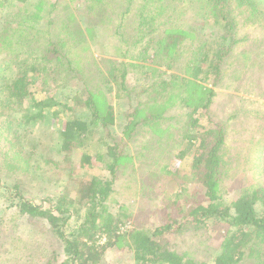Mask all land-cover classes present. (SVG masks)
I'll return each mask as SVG.
<instances>
[{"label": "trees", "instance_id": "16d2710c", "mask_svg": "<svg viewBox=\"0 0 264 264\" xmlns=\"http://www.w3.org/2000/svg\"><path fill=\"white\" fill-rule=\"evenodd\" d=\"M1 1V6L11 3L18 8L19 5L30 8L24 11L22 21L12 28L16 30L12 35L17 37L18 49H21L18 56L8 59V71L5 74L0 72V114L15 117V121L12 119L14 131L18 123L30 122L31 127L37 122L45 125L43 110L50 104L32 98L33 85L38 81L43 83L40 73L47 77L49 71L55 73L65 67L75 74L77 68L68 50L74 47L89 50V41L83 38L81 29L88 34L87 37L94 38L95 23L103 24L107 3L113 0H85L88 4L85 15L76 19L73 14H66L70 25L60 23L61 30L55 36L48 34V28L55 26L52 16L56 2ZM176 2L126 0L122 11L116 14L112 33L120 44H115L114 50L121 51L120 56L126 60H107L105 88L108 92L114 89L115 94L133 102L121 133L118 135L108 130L114 122V113L106 98L104 100L89 91L84 101L74 97L73 102L85 110L61 124L56 143L27 141L25 145L29 147H23L32 161L28 163L30 168L43 170L49 166L63 171L66 190L41 201L26 197L18 182L6 183V189L2 190L7 198L17 203L22 215L37 220L58 241L62 256L59 264H101L106 249L124 238L129 241L135 264H207L175 250L171 237L183 231L205 230L208 224L225 226L213 264H248L253 259V264H264V158L261 169L259 167L256 171L260 181L246 186L234 201L226 200L221 186L220 156L225 144V127L209 115L222 65L237 43L232 9H246L264 26V0H201L200 11L212 21L217 39L211 52L207 49H213V44L207 40L209 35L203 33L197 38L191 28L181 27L175 22L176 18H172ZM43 23V30L38 29ZM8 26V20L0 26V49L14 48ZM71 33L72 37L68 35ZM187 41L188 45H194L189 51L188 45L185 46ZM174 68L177 72L168 74ZM129 75L133 83L128 82ZM209 81H212L210 87L200 86L201 82ZM175 103L182 111L186 110L183 116L172 114L170 106ZM88 115L90 119L86 120ZM180 117L183 121L177 120ZM169 119L180 121L178 137L157 142V147L161 149L163 146L167 153L173 154V163L174 160L188 162L191 182L200 185L204 199L190 206L178 203L177 199L170 203L173 209L165 213L153 228L133 225L128 229L130 222L124 216V206H118L117 214H112L108 207L118 169L127 163L128 143H132L144 127L153 130L150 127H157L160 121ZM92 125H99L106 131L103 135L105 142H102L104 153L95 157L79 156L73 162V169L99 163L108 176L100 177L81 170V176H76L70 169L73 143L78 136L86 135ZM16 134L13 133V138ZM178 169H172L166 163L157 171L173 177ZM69 187L72 196L67 193ZM101 237L105 238L102 244L98 242Z\"/></svg>", "mask_w": 264, "mask_h": 264}, {"label": "rangeland", "instance_id": "374dc122", "mask_svg": "<svg viewBox=\"0 0 264 264\" xmlns=\"http://www.w3.org/2000/svg\"><path fill=\"white\" fill-rule=\"evenodd\" d=\"M35 1L37 0H28L29 4ZM46 1L56 2L52 16L55 26L50 30L48 28V34L51 36L61 30L60 23L70 25L66 14H73L76 19L81 18L86 13L85 6L88 5L85 0L84 3L83 0ZM124 2L126 0L107 3L106 19L104 18L103 24L95 23L94 38L87 37L88 34L81 29L83 38L89 41V50H81L78 47L68 50L77 68L75 74L65 67L55 73L49 71L47 77L43 73L39 74L43 83L38 81L33 85L32 98L45 100L50 104L49 108L43 110L45 125L37 122L31 127L30 122L18 123L17 130L14 131L15 117L13 119L10 114H0V264H59L62 260L58 241L37 220L22 215L17 203L7 198L2 190L6 189V183L9 185L18 182L26 197L36 201L48 196H57L66 190L64 172L49 166L43 170L30 168L28 163L31 164L32 161L28 159L25 152L27 149L23 147H29L28 144L25 145L27 141L31 143L39 140L43 144L51 145L56 143L57 131L60 130L61 124L70 116L85 110L73 102L74 97L84 101L89 91L104 100L106 98L114 113V122L108 130L118 135L123 130L127 122L126 116L132 111L133 102L115 94L114 89L108 92L105 82L107 60L124 59L120 56L121 51L114 50L115 44L120 42L112 33L116 14L122 11ZM200 6L201 0H177L172 18H176L175 22L181 27L191 28L197 38L203 33L209 35L207 40L213 44V49H207L211 52L217 42L215 30L212 21L203 16ZM28 8L22 5L18 8L11 3L0 5V26L8 20L10 26L7 30L12 35V32H16L12 28L22 21L24 11ZM6 14L9 15L4 17ZM232 14L236 19L237 43L230 57L222 65L221 79L214 88L216 93L209 106L212 120L224 124L225 127V144L220 154L223 173L221 186L225 192L224 198L228 201H234L246 186L260 181L256 171L264 158V26L251 17L246 9H232ZM43 28L44 23L39 25L38 29ZM18 33L20 34L19 31ZM68 35L72 37V33ZM12 38L14 48L0 49V72L4 74L8 71V59L20 54H17L21 49H18L19 41L13 35ZM187 45L188 41L185 46ZM191 46L194 45L187 46L188 51ZM121 47L123 49V46ZM177 68L169 70L168 74L177 72ZM128 82L133 83L131 75L128 76ZM211 82H201L200 86L210 87ZM108 87L112 88L111 85ZM170 108L173 115L180 113V116H183L186 112L176 103ZM86 118L89 120L90 116ZM179 119L183 121V118L177 120ZM177 120L160 121L157 127H150L154 128V131L144 127L133 142L128 143L127 163L118 169V178L114 184L111 202L108 204L112 214L118 213L119 205L124 206V216L130 222L128 229H132L133 225L143 229L153 228L161 222L165 213L173 209L170 203L177 199L178 203L186 206L204 199L205 194L200 185L191 182L188 162L180 163L174 160L173 163V154L167 153L163 146L161 149L157 147V142L175 140L178 137L180 121ZM13 133H17L14 138ZM105 133L99 125H92L86 135L76 138L70 165L76 176H81L80 170L82 173L100 177L108 176L99 163H96V166L87 165L77 169L78 171L73 169V162L79 156L95 157L104 153L102 142H105ZM166 163H169L172 169L179 168L175 176L169 177L157 171L159 166ZM71 191L69 187L67 193L70 196L73 195ZM224 231L225 226L222 224H208L202 231L188 230L174 234L171 244L178 252L185 253L199 262L213 264L215 256L219 253ZM98 242L104 243L100 239ZM254 261L255 259L250 260L248 264H253ZM101 264H135L128 239H120L113 247L107 248L102 255Z\"/></svg>", "mask_w": 264, "mask_h": 264}, {"label": "built area", "instance_id": "2783aa9c", "mask_svg": "<svg viewBox=\"0 0 264 264\" xmlns=\"http://www.w3.org/2000/svg\"><path fill=\"white\" fill-rule=\"evenodd\" d=\"M100 240H101V242H103V241H105V238H104V237H101V239H100Z\"/></svg>", "mask_w": 264, "mask_h": 264}]
</instances>
